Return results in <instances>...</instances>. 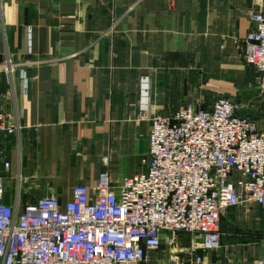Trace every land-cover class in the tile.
I'll return each instance as SVG.
<instances>
[{"label": "crops", "instance_id": "crops-1", "mask_svg": "<svg viewBox=\"0 0 264 264\" xmlns=\"http://www.w3.org/2000/svg\"><path fill=\"white\" fill-rule=\"evenodd\" d=\"M254 12L264 13L263 1L2 0L0 109L22 127L0 137L4 203L67 204L102 173L120 187L142 170L150 119L187 103L229 98L264 129V96L244 59ZM220 230V248L195 253L199 236L180 233L170 245L164 232L143 264L264 263V206L226 209Z\"/></svg>", "mask_w": 264, "mask_h": 264}, {"label": "built area", "instance_id": "built-area-1", "mask_svg": "<svg viewBox=\"0 0 264 264\" xmlns=\"http://www.w3.org/2000/svg\"><path fill=\"white\" fill-rule=\"evenodd\" d=\"M251 23L244 59L264 96V13L254 12ZM16 67L10 58L2 66L8 75ZM240 111L238 102L221 97L211 107L187 103L172 116L152 117L142 170L118 188L102 173L94 188L74 187L67 204L53 196L20 210L5 204L0 161V264H143L164 232L170 245L180 233L199 236L190 253L220 248L226 209L250 201L264 206V129ZM21 128L0 109V137Z\"/></svg>", "mask_w": 264, "mask_h": 264}]
</instances>
